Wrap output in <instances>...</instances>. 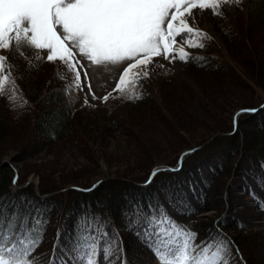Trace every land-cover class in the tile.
Returning <instances> with one entry per match:
<instances>
[{
    "label": "trees",
    "instance_id": "1",
    "mask_svg": "<svg viewBox=\"0 0 264 264\" xmlns=\"http://www.w3.org/2000/svg\"><path fill=\"white\" fill-rule=\"evenodd\" d=\"M241 8L224 28L226 63L216 55L215 44L205 41L203 48L188 50L190 59L184 62L183 74L192 80L189 85L165 70H153L152 79L158 84L155 94L162 102L154 101L150 90L136 87L139 99L119 94L110 109L84 108L79 104L77 89H69L72 75L59 62L46 69L44 55L27 46L5 52V71L12 66L18 96L15 103L9 102L11 85H6L5 93L0 94V154L16 149L23 158H34L46 150L54 153L73 148L86 158L93 152L92 147L101 143L110 147L112 142L114 147L106 157L114 169L110 180L90 182L100 173L89 175L86 165L82 175L67 171L57 179H51L50 165L28 163L21 169L0 165V215L5 221L13 213L20 220L26 215L38 216L44 223L40 243L29 257L35 264H51L54 246L67 248L70 235L86 216L100 218L109 225L117 236L118 250L130 251L134 238L129 224L136 219V211L160 204L177 223L197 234V245L208 238H226L231 264H264L254 256L259 251V235L247 233L249 225L235 218L227 193L237 183L239 193L254 204L255 217L264 228V100L258 103L257 98L241 94L254 82L264 88V32L257 34L264 25V0H245ZM151 85L147 82V86L152 88ZM210 88L223 93L220 104L238 107L227 125L216 121L213 97L208 95ZM197 94L203 105L211 104L208 114L203 111V119L194 114L191 117L185 110ZM242 109L255 111L241 113ZM243 120L250 122L251 129L242 130ZM203 121L209 125L202 134L180 143L177 131L195 136L191 122L201 126ZM149 130L163 139H150L146 136ZM119 135L123 140H117ZM195 141L201 142L182 150ZM156 143L164 152L176 147V156L165 159L162 152L158 153ZM127 155L136 160L137 166L147 162L146 171H136L139 167L122 170L121 163L125 161L121 158ZM182 157V163H178ZM58 162L63 165L62 158ZM156 162L162 163L152 166ZM155 168L158 174L149 183ZM32 173L39 177L37 186L25 180ZM239 176H243V182ZM65 185L72 187L67 189ZM213 192H221L219 207L224 210L216 218L201 222L199 214L215 203Z\"/></svg>",
    "mask_w": 264,
    "mask_h": 264
},
{
    "label": "snow or ice",
    "instance_id": "2",
    "mask_svg": "<svg viewBox=\"0 0 264 264\" xmlns=\"http://www.w3.org/2000/svg\"><path fill=\"white\" fill-rule=\"evenodd\" d=\"M221 2L228 0H0V51L25 46L38 53L46 51L48 62H59L72 75L69 89L83 91L87 82L93 99L98 97L77 54L94 66L129 61L113 91L139 99L138 80L149 76L155 58L188 62L186 48L204 47L207 34L189 23L193 10L211 9L216 14ZM6 61L7 57L0 56V94L11 85L8 99L15 103L18 91L11 77L12 66L5 71ZM110 96L105 95L102 102ZM84 102L88 104L87 96ZM254 111L242 109L241 113ZM157 174L154 170L148 182ZM129 226L139 228L137 235L142 233L160 264H231L226 238H208L197 245V234L177 223L162 204L148 205L147 210L142 206ZM43 230L38 216L26 215L20 220L13 213L5 221L0 215V264H35L29 257ZM107 235L100 218L84 217L70 235L67 248L54 246L51 264H100L101 251L108 264L116 242L101 248Z\"/></svg>",
    "mask_w": 264,
    "mask_h": 264
},
{
    "label": "rangeland",
    "instance_id": "3",
    "mask_svg": "<svg viewBox=\"0 0 264 264\" xmlns=\"http://www.w3.org/2000/svg\"><path fill=\"white\" fill-rule=\"evenodd\" d=\"M245 0H228L227 3L221 2V5L219 9L217 10L216 14H213V11L211 9L207 10H200V9H194L192 12L191 17H189V23L194 27L202 32L206 33V38L203 40V42L208 41L210 42L209 44H215V50H216V55L219 54L220 60L226 63L228 61V58L226 56L227 52L225 47V44L223 43V38H225V32L224 28L228 23L233 21V16L235 15L236 12L241 11V7L243 6ZM239 14V13H238ZM264 30V25L260 27V31L257 33L258 35H261ZM261 33V34H260ZM264 34V33H263ZM255 40L254 38H251ZM257 39V38H256ZM253 40L251 41L252 43ZM207 42V43H208ZM189 48H186V51H188ZM261 48L259 49L258 54H261ZM7 50L0 51V56H3ZM35 53H38L36 50H34ZM42 53L46 59L47 52L42 51L39 52ZM226 53V54H225ZM77 59L80 60V62L84 65V67L87 69L88 73V82H90L92 86V91L95 93L96 97L98 99H93L92 95L88 93V87H87V82L85 83L83 91L77 90L79 93V104L84 107V108H94V107H105L107 109L112 108V102L116 100V98L119 96V93L114 92L113 89L116 87V84L120 78L121 73L125 70V68L128 66L130 63L129 61H125L116 65L112 64H106L102 66H94L90 65L89 62L83 58L80 57L77 54ZM46 61V65L44 68L49 69L54 66L56 62H48ZM162 65V66H161ZM234 64H232L233 66ZM184 67V62L180 60H175L174 62H169L168 60H165L163 57H158L154 59L153 64L149 67V76L147 78L141 77L138 80L137 86L136 87H141L145 88L151 91L153 98L155 99L154 101L157 102H162L161 98H159L155 93L158 88V84L156 81L152 79V74L153 70L155 69H162L165 70L180 81H184V84L189 85L191 83V79L189 80V75L186 76V74H183V68ZM81 79L83 80V72L81 73ZM148 85H151L152 88H150ZM223 84L226 86V81H222ZM215 87V85H213ZM229 87V85H227ZM213 88H210V92H208V95L210 94L213 102V110L215 111V114L217 115V122H221L223 124H228L229 118L231 115H235L236 111L235 109L238 107L231 108L230 105H223L220 104L221 97L223 96V93H220L218 89H215V92H213ZM111 93V96L107 100V102H102V98ZM225 93V92H224ZM242 96H248L252 97L253 99L257 98V102H261L264 100V88L260 87L258 83L254 82L249 85V90L246 92L241 93ZM87 96L88 104H85V97ZM119 98V97H118ZM259 98V99H258ZM1 99V98H0ZM199 95H193V97L190 99V105L185 109L186 113H190L193 115L198 116L199 118H204L203 111H207V114L209 113V107L211 104L205 106L203 105L200 100H199ZM2 104V103H1ZM205 104V103H204ZM233 113V114H232ZM192 117V116H191ZM200 119V120H202ZM151 120V119H150ZM148 121V120H147ZM191 121H193L191 119ZM149 122V121H148ZM152 124H154L155 127H159V123H156L155 120H151ZM196 124V123H195ZM193 124L191 122V128H193V133H195V136H191L190 132L186 133L183 131H177V135L179 136V141L180 143H183L186 141H192L194 138L196 139V136L198 134H202L204 128H206L207 125H209L208 121H203L201 126H198V124ZM211 124V123H210ZM243 128L242 130L246 129H251L250 122L244 121L243 120ZM144 129V128H143ZM237 129V127H236ZM163 129L161 130V132ZM198 132V133H197ZM146 136H148L150 139H155L157 140H162L163 136H161L159 133H156L154 131H147ZM163 133V132H162ZM126 134V133H125ZM124 133L122 134L123 136L125 135ZM211 136V135H210ZM118 141L123 140V138L119 135L117 137ZM196 144H191L187 145L184 147V149L191 148L195 145H197L201 141H195ZM194 142V143H195ZM198 142V143H197ZM157 144L158 153H161L162 156H164L165 159H171L173 156H176V147H171L168 150H165L164 148H161V144ZM110 147L105 146L103 143L100 145H96L94 147H90L93 152H89L88 156L86 158H83V156L80 155V153L76 152L73 148H69L67 150H61V152H51L49 150L43 151L41 154L37 155L34 158H23L16 149L15 150H9L8 153L2 152L0 154V165H7L8 167L11 168H16V169H21L25 164L31 163V164H36V165H50L51 167L50 170V177L51 179H57L59 176H61V173H66L67 171L75 172L77 174H81V169L83 166L86 165V168L88 167V170L86 173L89 175L100 173L97 177H94L90 180V182L94 181H102V180H110L113 175L110 174L114 169L110 164L106 162V157H110L111 152H114V147L112 146V142L110 144ZM87 146V144H86ZM263 147L264 151V143L261 145ZM154 151V150H153ZM51 152V153H50ZM155 152V151H154ZM184 153L181 152V154ZM92 154V155H91ZM175 154V155H173ZM91 155V156H90ZM93 156V157H92ZM63 160L62 166L59 165L58 159ZM88 158H91L92 160L89 161ZM124 159V163H121V169L123 170L122 167H124V171L134 169L139 167L138 170L136 171H146L148 167V163H142L139 164L138 166L136 165V160L135 159H130L129 155L126 156ZM87 160L89 162H87ZM139 160V159H138ZM67 161V163H66ZM96 162L95 164L93 162ZM162 162H156L155 164H159ZM61 167V168H60ZM93 168V171H91ZM110 168V169H109ZM141 168V169H140ZM42 169H46V167H43ZM120 169V168H119ZM120 169V170H121ZM106 172V174H102ZM244 173V171H243ZM243 176H239L241 179V182H243ZM84 178V177H83ZM110 178V179H109ZM25 180L27 182H31L34 186H37L39 177L32 174H29L27 177H25ZM70 185V184H69ZM69 185H65L67 189L72 187ZM239 186L237 183H233V185L229 188L227 193L230 195L228 199H230V211H234L235 213V218L240 219L241 221H244L247 225H249V228L247 229V233H254L259 235L257 244L259 251L255 253V258L260 257L258 259L264 260V228L263 225L261 224V221L255 217V209L252 208L254 207V204L249 201L247 196H243L239 193V190L237 189ZM228 188V187H227ZM227 190V189H226ZM226 193V192H225ZM226 193V194H227ZM221 192H213L212 196V201L215 202L213 207L210 210L207 211H202L199 214V221L201 222H207L210 219L216 218L219 216V214H222L224 207H219L220 200H223L222 196H219ZM232 195V197H231ZM236 196V197H234ZM219 209V210H217ZM231 212V213H232ZM105 231L108 233L107 237L102 240L101 242V248H103L105 245L111 243L112 241L116 242L117 236L112 230V228L109 225H105ZM139 231L138 227H131V233L133 234L134 242L132 243V248L130 251L127 252H122L120 249L118 250L117 246H115L113 256L109 258L108 264H124L126 261V264H160L159 260L153 253V251L150 249L148 244L142 239V233L141 235H137V232ZM246 232H243L245 234ZM125 238V237H124ZM136 245V246H135ZM136 247V248H135ZM251 259H253V256H250ZM67 259V257H65ZM100 264H105L104 261V255L103 251L100 253ZM69 264L71 262L69 261Z\"/></svg>",
    "mask_w": 264,
    "mask_h": 264
}]
</instances>
